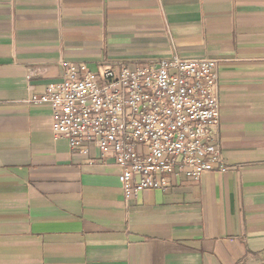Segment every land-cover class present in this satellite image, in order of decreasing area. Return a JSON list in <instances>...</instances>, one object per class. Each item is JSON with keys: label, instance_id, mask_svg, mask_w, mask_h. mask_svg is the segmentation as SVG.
Wrapping results in <instances>:
<instances>
[{"label": "crops", "instance_id": "0c3cea01", "mask_svg": "<svg viewBox=\"0 0 264 264\" xmlns=\"http://www.w3.org/2000/svg\"><path fill=\"white\" fill-rule=\"evenodd\" d=\"M219 67L227 173L127 201L120 167L27 100L63 61ZM0 264H264V0H0Z\"/></svg>", "mask_w": 264, "mask_h": 264}, {"label": "built area", "instance_id": "2783aa9c", "mask_svg": "<svg viewBox=\"0 0 264 264\" xmlns=\"http://www.w3.org/2000/svg\"><path fill=\"white\" fill-rule=\"evenodd\" d=\"M222 62L174 56L94 73L62 61V80L27 103L51 107L55 137L74 152L97 149L113 158L129 201L144 190L168 192L171 178L200 182L205 173L230 170L221 146Z\"/></svg>", "mask_w": 264, "mask_h": 264}]
</instances>
